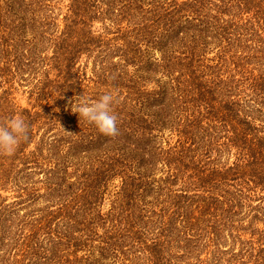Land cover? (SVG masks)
I'll return each instance as SVG.
<instances>
[{
    "label": "trees",
    "instance_id": "obj_1",
    "mask_svg": "<svg viewBox=\"0 0 264 264\" xmlns=\"http://www.w3.org/2000/svg\"><path fill=\"white\" fill-rule=\"evenodd\" d=\"M263 114L264 0H0V264H264Z\"/></svg>",
    "mask_w": 264,
    "mask_h": 264
},
{
    "label": "clouds",
    "instance_id": "obj_2",
    "mask_svg": "<svg viewBox=\"0 0 264 264\" xmlns=\"http://www.w3.org/2000/svg\"><path fill=\"white\" fill-rule=\"evenodd\" d=\"M113 102L112 93L105 92L92 101L83 95L73 97L70 104L71 111L78 114L79 119H86L102 135L114 136L117 133V118L112 112ZM27 129L28 126L22 117L10 118L5 126L0 127V150L13 152L26 135Z\"/></svg>",
    "mask_w": 264,
    "mask_h": 264
},
{
    "label": "rangeland",
    "instance_id": "obj_3",
    "mask_svg": "<svg viewBox=\"0 0 264 264\" xmlns=\"http://www.w3.org/2000/svg\"><path fill=\"white\" fill-rule=\"evenodd\" d=\"M82 68H84V71H86L87 78L92 77V71L94 69L93 64H92V60H89V63L86 65V67L82 66ZM70 107H71V105L70 106L67 105L66 111L70 110ZM262 121L264 122V114L262 115Z\"/></svg>",
    "mask_w": 264,
    "mask_h": 264
}]
</instances>
